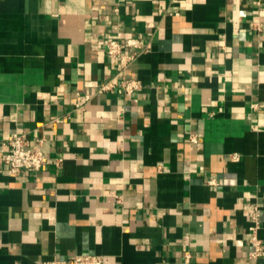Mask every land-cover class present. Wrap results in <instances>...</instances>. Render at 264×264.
Here are the masks:
<instances>
[{
  "label": "crops",
  "instance_id": "1",
  "mask_svg": "<svg viewBox=\"0 0 264 264\" xmlns=\"http://www.w3.org/2000/svg\"><path fill=\"white\" fill-rule=\"evenodd\" d=\"M111 38L150 48L121 72ZM255 209L264 244V0H0V264H239Z\"/></svg>",
  "mask_w": 264,
  "mask_h": 264
},
{
  "label": "built area",
  "instance_id": "2",
  "mask_svg": "<svg viewBox=\"0 0 264 264\" xmlns=\"http://www.w3.org/2000/svg\"><path fill=\"white\" fill-rule=\"evenodd\" d=\"M254 25L257 30H260L258 24L255 23ZM102 48L122 72L135 57L137 50H149L150 44L148 42L144 43L142 40L125 44L118 38H111L103 43ZM113 85L112 82L103 83L101 89L110 88ZM140 86L138 79L126 77L124 74L120 75L118 87L125 94L137 91ZM89 99L90 96L88 94L77 92L75 95V106L82 107ZM191 140H195V138L191 136ZM5 144L7 145V150L1 155V159L12 174H18L23 170H45L50 165V158L43 151L29 147L28 139L24 134L13 132L7 137ZM53 162L59 163L58 160ZM209 183H214V179L209 180ZM259 224L260 216L257 209H255L252 213L251 236L249 238L252 249L248 254L249 259L239 264H257V258L263 255L264 244L257 236ZM186 258H189L188 254H186ZM40 264H103V260L98 254H77L70 258L44 260Z\"/></svg>",
  "mask_w": 264,
  "mask_h": 264
}]
</instances>
